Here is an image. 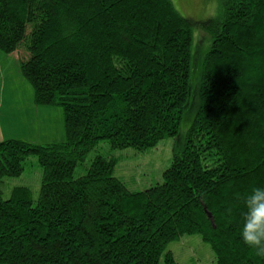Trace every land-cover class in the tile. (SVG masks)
<instances>
[{
  "label": "trees",
  "instance_id": "trees-1",
  "mask_svg": "<svg viewBox=\"0 0 264 264\" xmlns=\"http://www.w3.org/2000/svg\"><path fill=\"white\" fill-rule=\"evenodd\" d=\"M202 24L171 0H0V52H20L38 107L64 112L66 139L0 142V264H178L198 236L216 264H264L240 239L243 196L264 186V0H225ZM212 38L199 110L163 183L130 190L101 143L147 153L180 130L193 27ZM35 157L37 200L20 178Z\"/></svg>",
  "mask_w": 264,
  "mask_h": 264
},
{
  "label": "rangeland",
  "instance_id": "rangeland-1",
  "mask_svg": "<svg viewBox=\"0 0 264 264\" xmlns=\"http://www.w3.org/2000/svg\"><path fill=\"white\" fill-rule=\"evenodd\" d=\"M176 10L185 18L195 22H201L220 18L224 11L225 0H171ZM200 24L193 27L192 67L190 78V93L185 106L180 130L175 138H167L155 149L147 153H139L128 149L124 151H112L107 142L101 143L92 151L76 168L74 177L84 176L92 160L97 156H113L117 159L115 176L119 178L130 190L141 192L156 184L163 183V173L171 166L175 151L181 154L186 146V140L190 128L193 125L199 110V91L203 76V66L207 53L211 49L212 38ZM21 53V51H20ZM5 55L0 52V65L5 71L4 83L0 77V86L3 93L0 106L3 111L9 112L12 106L13 91H30L34 96L32 86L24 79L19 65L21 57ZM9 59V60H7ZM20 67V65H19ZM11 93H10V92ZM10 93V94H9ZM28 97V96H27ZM20 98L21 104L13 107L15 112L25 111L23 115L13 120H19L14 125V140H24L34 145H48L62 143L66 139L64 112L59 107H41L37 110L31 105L28 98ZM38 109H40L38 111ZM10 126H6L5 132ZM12 131V130H11ZM22 136V138H21ZM43 172L35 157L29 158L25 163L24 174L17 179L7 180L4 187V198H8L9 192L14 187H28L33 193L34 200L39 197L42 185ZM173 252L178 264H216L214 254L210 246L204 243L200 237H185L180 241L167 246L166 252Z\"/></svg>",
  "mask_w": 264,
  "mask_h": 264
},
{
  "label": "clouds",
  "instance_id": "clouds-1",
  "mask_svg": "<svg viewBox=\"0 0 264 264\" xmlns=\"http://www.w3.org/2000/svg\"><path fill=\"white\" fill-rule=\"evenodd\" d=\"M245 211L240 222V239L264 261V186H254L242 198Z\"/></svg>",
  "mask_w": 264,
  "mask_h": 264
},
{
  "label": "crops",
  "instance_id": "crops-1",
  "mask_svg": "<svg viewBox=\"0 0 264 264\" xmlns=\"http://www.w3.org/2000/svg\"><path fill=\"white\" fill-rule=\"evenodd\" d=\"M16 55L20 56V52L14 53L13 56H16ZM8 58H10V56H8ZM7 60H9V59H7ZM16 67L19 68V65L16 64ZM4 73H5V71L3 70L2 66L0 65V77H2L3 83H4V78L6 77V74H4ZM2 88H3V86H0V99H1L2 93H3V89ZM12 93H13V97H12L13 99H12V106L10 108V111L9 112H5V111H3V108H1V106H0V142L16 138V136H13V135H15L14 131H13V128H14V125L16 124V122H18L19 120L14 121L12 118H13V115L15 113H16L15 114L16 119L19 118V116L21 117L23 115V113H25V111L24 112L23 111L15 112L16 109L14 111H12V108L15 107V106L19 108V106L22 105L20 98L25 99L28 96L27 98L31 102V105H33L36 110H37V107H38V106L35 105L34 96L31 94L30 91L23 92V94L25 93V95H21V93L18 92V91H13ZM38 108H41V107H38ZM39 110L40 109H38V111ZM8 125L10 126V128H9V130H7L5 132V128ZM21 138H22V136H21Z\"/></svg>",
  "mask_w": 264,
  "mask_h": 264
}]
</instances>
